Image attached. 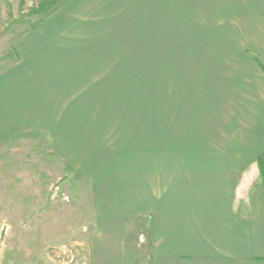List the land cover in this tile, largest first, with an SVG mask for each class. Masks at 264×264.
<instances>
[{
	"label": "crops",
	"instance_id": "crops-1",
	"mask_svg": "<svg viewBox=\"0 0 264 264\" xmlns=\"http://www.w3.org/2000/svg\"><path fill=\"white\" fill-rule=\"evenodd\" d=\"M231 1L241 54L220 120L167 123L166 154L101 152L84 167L64 151L91 129L62 106L77 77L54 73L39 28L19 59L0 58V264H264V0ZM62 178L71 203L48 196Z\"/></svg>",
	"mask_w": 264,
	"mask_h": 264
},
{
	"label": "rangeland",
	"instance_id": "rangeland-1",
	"mask_svg": "<svg viewBox=\"0 0 264 264\" xmlns=\"http://www.w3.org/2000/svg\"><path fill=\"white\" fill-rule=\"evenodd\" d=\"M233 6L231 0H0V58L19 59L20 37L39 28L43 48L54 54V73L69 68L77 77L62 106L78 107V115L66 117L91 129L64 151L84 167L87 155L101 152L166 154L167 123L189 128L220 120L217 97L228 70L237 68L241 45L231 35ZM66 186L74 184L65 178L52 184L50 199L71 203ZM8 223L0 219V247ZM83 262L80 256L77 264Z\"/></svg>",
	"mask_w": 264,
	"mask_h": 264
},
{
	"label": "trees",
	"instance_id": "trees-1",
	"mask_svg": "<svg viewBox=\"0 0 264 264\" xmlns=\"http://www.w3.org/2000/svg\"><path fill=\"white\" fill-rule=\"evenodd\" d=\"M256 62L258 63V65L260 66V68L264 71V64H263V62H261L258 58H256Z\"/></svg>",
	"mask_w": 264,
	"mask_h": 264
}]
</instances>
